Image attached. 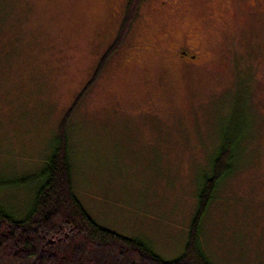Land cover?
I'll use <instances>...</instances> for the list:
<instances>
[{"label": "rangeland", "instance_id": "1", "mask_svg": "<svg viewBox=\"0 0 264 264\" xmlns=\"http://www.w3.org/2000/svg\"><path fill=\"white\" fill-rule=\"evenodd\" d=\"M130 0H0V202L31 205L59 128ZM142 0L66 121L72 184L101 226L170 261L226 137L238 158L203 217L212 264H264V0ZM180 49L197 55L178 58Z\"/></svg>", "mask_w": 264, "mask_h": 264}, {"label": "trees", "instance_id": "2", "mask_svg": "<svg viewBox=\"0 0 264 264\" xmlns=\"http://www.w3.org/2000/svg\"><path fill=\"white\" fill-rule=\"evenodd\" d=\"M140 1H129L118 36L63 120L51 155L33 178L36 185L29 208L9 212L0 202V264H212L201 245V224L217 186L238 158L236 137H226L214 153L197 194L183 253L174 260H164L145 242L99 225L73 190L66 121L105 61L120 47Z\"/></svg>", "mask_w": 264, "mask_h": 264}, {"label": "flooded vegetation", "instance_id": "3", "mask_svg": "<svg viewBox=\"0 0 264 264\" xmlns=\"http://www.w3.org/2000/svg\"><path fill=\"white\" fill-rule=\"evenodd\" d=\"M164 4H165V0L161 1L159 3V8L164 7ZM177 56L184 63H192V62L194 63V61H196V59L198 58L197 55L191 54L188 50L185 49L178 50Z\"/></svg>", "mask_w": 264, "mask_h": 264}]
</instances>
